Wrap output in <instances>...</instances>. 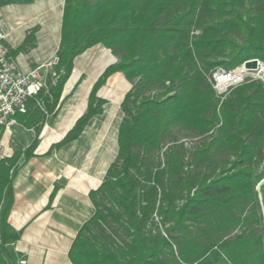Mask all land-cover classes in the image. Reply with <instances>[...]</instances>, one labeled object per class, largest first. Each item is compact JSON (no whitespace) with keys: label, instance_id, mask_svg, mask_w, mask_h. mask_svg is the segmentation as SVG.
<instances>
[{"label":"trees","instance_id":"trees-1","mask_svg":"<svg viewBox=\"0 0 264 264\" xmlns=\"http://www.w3.org/2000/svg\"><path fill=\"white\" fill-rule=\"evenodd\" d=\"M96 44L118 62L58 145L101 112L96 91L107 76L120 72L132 88L116 159L89 194L94 213L72 242L71 263L198 264L216 251L228 264H264V87L247 82L221 100L209 82L217 67L264 61V0H66L53 98L74 57ZM31 106L15 115L27 126L43 118ZM13 161H0V264H9L7 246L19 238L8 222Z\"/></svg>","mask_w":264,"mask_h":264},{"label":"crops","instance_id":"crops-1","mask_svg":"<svg viewBox=\"0 0 264 264\" xmlns=\"http://www.w3.org/2000/svg\"><path fill=\"white\" fill-rule=\"evenodd\" d=\"M65 1L0 6V44L9 50L20 73L41 67L42 80L49 86L47 93L29 99L30 110L43 115L40 122L27 126L15 117L16 124L0 129V161L14 159L16 169L8 222L19 238L7 246L9 264H72L68 254L72 242L94 213L89 194L116 159L121 104L132 88L120 72L107 76L96 91L103 101L101 112L89 119L76 139L58 145L86 113L89 95L104 71L118 62L101 44L83 50L74 57L58 96L52 97L59 59L49 64L60 51ZM35 139V148L25 156Z\"/></svg>","mask_w":264,"mask_h":264},{"label":"built area","instance_id":"built-area-1","mask_svg":"<svg viewBox=\"0 0 264 264\" xmlns=\"http://www.w3.org/2000/svg\"><path fill=\"white\" fill-rule=\"evenodd\" d=\"M248 62H255V68H245ZM57 63L58 58L55 57L49 65ZM40 68H34L27 74L20 73L13 63L9 50L0 44V129L16 124L15 115L26 113L29 99L48 92L49 86L42 80ZM251 81H258L264 87L262 59L250 58L231 69L217 67L209 76L211 87L221 100L234 88ZM51 84H55V79ZM262 152L264 154V138Z\"/></svg>","mask_w":264,"mask_h":264},{"label":"rangeland","instance_id":"rangeland-1","mask_svg":"<svg viewBox=\"0 0 264 264\" xmlns=\"http://www.w3.org/2000/svg\"><path fill=\"white\" fill-rule=\"evenodd\" d=\"M198 33L199 32L197 30H195L192 34L197 35ZM175 133H176L179 141H183L185 143V145H187V146L193 145L194 139L191 136H189L183 132H179L176 129H175ZM259 169H264V157H263V160H262V163H261ZM159 221H160V218L158 217V222ZM198 264H228V263L221 257V255L218 252L212 251L203 260H201Z\"/></svg>","mask_w":264,"mask_h":264},{"label":"water","instance_id":"water-1","mask_svg":"<svg viewBox=\"0 0 264 264\" xmlns=\"http://www.w3.org/2000/svg\"><path fill=\"white\" fill-rule=\"evenodd\" d=\"M245 68L247 69H254L255 68V62H248L245 64Z\"/></svg>","mask_w":264,"mask_h":264}]
</instances>
